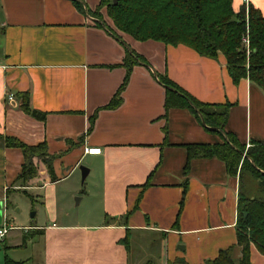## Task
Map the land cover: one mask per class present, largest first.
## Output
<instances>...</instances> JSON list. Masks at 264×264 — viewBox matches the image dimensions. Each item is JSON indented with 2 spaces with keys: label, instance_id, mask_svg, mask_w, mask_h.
I'll list each match as a JSON object with an SVG mask.
<instances>
[{
  "label": "crops",
  "instance_id": "crops-1",
  "mask_svg": "<svg viewBox=\"0 0 264 264\" xmlns=\"http://www.w3.org/2000/svg\"><path fill=\"white\" fill-rule=\"evenodd\" d=\"M98 2L0 0V189L6 195L19 189L40 192L36 196L51 207L30 235L36 254L24 259L6 255L2 264H129L122 241L142 234L160 236L165 262L204 264L236 244L241 180L216 157L187 162L186 145L223 141L187 109L165 112V90L153 73L202 104L218 110L228 106L224 130L246 149L253 142L264 146V95L248 79L234 83L221 54L207 58L183 45L120 35L149 67L133 68L117 109L100 110L123 81L125 71L119 66L125 52L89 15L87 10L93 12ZM80 3L87 10H80ZM249 5L264 11V0H250ZM232 7L238 13L241 0H232ZM20 93L28 94L30 107L44 113V121L21 111ZM97 111L93 131L87 133ZM6 137L29 146L45 143L55 158L57 181L50 182L40 165L39 176L20 186L23 156L5 148ZM91 149L99 153L87 154ZM81 164L87 176H94V193L86 196L99 197L100 223L59 212L68 197L81 196L78 204L86 198L73 177ZM27 237L12 239L6 248L15 252L26 247ZM239 257L236 248L234 258ZM250 264H264L254 246Z\"/></svg>",
  "mask_w": 264,
  "mask_h": 264
},
{
  "label": "trees",
  "instance_id": "trees-1",
  "mask_svg": "<svg viewBox=\"0 0 264 264\" xmlns=\"http://www.w3.org/2000/svg\"><path fill=\"white\" fill-rule=\"evenodd\" d=\"M99 0L95 10L105 9L115 28L139 42L155 41L169 46L183 45L198 55L226 60L228 73L234 83L241 79L258 87L264 95V11L249 5L247 15L244 6L238 13L233 11L232 0ZM78 8L87 10L83 3ZM88 13L91 11L88 9ZM106 27L104 23L101 25ZM107 31L116 39V33ZM244 37L249 39V54L243 46ZM121 42V41H120ZM124 58L119 67L125 71L123 81L110 102L100 110H115L122 103V94L129 82L132 70L137 66L149 67L147 60L124 45ZM164 87V111L187 109L202 126L220 135V144L186 145L187 162L194 158L216 157L222 161L230 175L239 174L241 182L248 176L256 182L260 197H251L240 187L237 205L236 244L204 264H250L251 247L264 255V146L251 143L246 149L231 133L225 132L227 109L202 104L177 87L168 78L153 73ZM19 108L26 115L44 121L46 115L30 107L27 93L17 95ZM98 111L90 117L87 133H91ZM5 148L21 151L23 164L17 177L22 187L39 176L43 165L50 182L57 178L53 169L54 157L47 153L45 143L29 146L16 138H2ZM130 237L122 241L128 248ZM239 249L240 257L234 258ZM6 264H23L7 261ZM171 264H186L173 261Z\"/></svg>",
  "mask_w": 264,
  "mask_h": 264
},
{
  "label": "rangeland",
  "instance_id": "rangeland-1",
  "mask_svg": "<svg viewBox=\"0 0 264 264\" xmlns=\"http://www.w3.org/2000/svg\"><path fill=\"white\" fill-rule=\"evenodd\" d=\"M89 15L99 23H104L111 32L116 33L119 37L120 35H126L115 28L113 22L107 16L105 9L100 12L94 10L91 14L89 13ZM81 166L86 168L85 164H81ZM72 174L73 173H71V175ZM73 177L79 180L80 187L78 191L80 192V195L86 196L87 193H94V190L92 191L91 189L94 176H87L84 182H82L81 172L79 168H77V173L73 175ZM73 177L71 180H73ZM71 180L66 184H69ZM241 187L245 194L251 197H260L256 182L250 177L246 175L244 176L243 181L241 182ZM38 193L40 192H35L30 189H19L9 191L6 195L5 192L0 189V202L3 205L2 225L5 224L11 229L8 231L9 233L6 237V242L4 243V239L0 240V264H2L6 255L9 257L13 255L14 257L24 259L28 254H36L38 248L33 245V238L30 237V235L33 233L34 227L43 224L46 220L45 216L51 212V207L43 205V199L36 196ZM76 198H81V196H76ZM58 208L60 209L59 212L62 214L76 216L79 220L81 219L80 221L86 220L87 218L90 219V222L92 223H100L102 221L101 201L99 197L95 195L92 196L91 199H88L86 196L84 201L78 205H76L75 197H68V204H60ZM26 234H29V236L27 237ZM23 236L27 237V239H25L26 247L13 249L15 252L9 251L6 248L12 239H14V241L15 239H18L17 241L21 242ZM128 248L129 264H171L165 262V248L163 240H161L159 235L142 234L132 236L129 240ZM176 248H178V246H176ZM180 251L182 250L180 249Z\"/></svg>",
  "mask_w": 264,
  "mask_h": 264
},
{
  "label": "built area",
  "instance_id": "built-area-1",
  "mask_svg": "<svg viewBox=\"0 0 264 264\" xmlns=\"http://www.w3.org/2000/svg\"><path fill=\"white\" fill-rule=\"evenodd\" d=\"M249 2H250V0H241V3L245 8L246 15H247L248 7H249ZM242 43H243V46L246 49V53L248 55L249 54V39H248V37H244L242 40ZM12 100H14V98L12 96H10L9 101H12ZM98 153H99V150L91 149V150L87 151V154H89V155H94V154H98ZM2 218H3V216H2ZM9 230H11V229H9L5 224L0 227V240H3V238L5 237V235L7 234V232Z\"/></svg>",
  "mask_w": 264,
  "mask_h": 264
},
{
  "label": "water",
  "instance_id": "water-1",
  "mask_svg": "<svg viewBox=\"0 0 264 264\" xmlns=\"http://www.w3.org/2000/svg\"><path fill=\"white\" fill-rule=\"evenodd\" d=\"M113 3L115 4L116 3V0H114ZM79 170L81 172V181L84 182V180L86 179L89 171H88L87 168L82 167V166L79 167ZM75 201H76V204H78L79 203V198H77ZM2 215H3V213H2V203L0 202V224H1V220H2ZM180 249L182 251L184 250L183 247H181Z\"/></svg>",
  "mask_w": 264,
  "mask_h": 264
}]
</instances>
